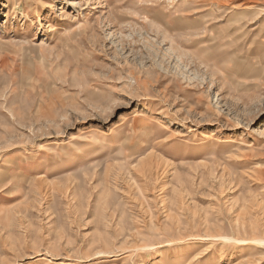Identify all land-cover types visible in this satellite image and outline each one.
<instances>
[{
	"label": "rangeland",
	"instance_id": "374dc122",
	"mask_svg": "<svg viewBox=\"0 0 264 264\" xmlns=\"http://www.w3.org/2000/svg\"><path fill=\"white\" fill-rule=\"evenodd\" d=\"M0 264H264V0H0Z\"/></svg>",
	"mask_w": 264,
	"mask_h": 264
},
{
	"label": "bare ground",
	"instance_id": "6f19581e",
	"mask_svg": "<svg viewBox=\"0 0 264 264\" xmlns=\"http://www.w3.org/2000/svg\"><path fill=\"white\" fill-rule=\"evenodd\" d=\"M257 242H259L258 240H257ZM261 242V241H260Z\"/></svg>",
	"mask_w": 264,
	"mask_h": 264
}]
</instances>
